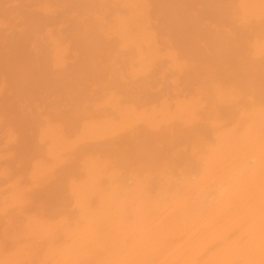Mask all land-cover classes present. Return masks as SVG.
<instances>
[{
	"label": "rangeland",
	"instance_id": "obj_1",
	"mask_svg": "<svg viewBox=\"0 0 264 264\" xmlns=\"http://www.w3.org/2000/svg\"><path fill=\"white\" fill-rule=\"evenodd\" d=\"M117 4L118 0H0V98L9 105L8 114L0 112V251H12L22 242L24 214L40 212V207L44 216H66L71 221L64 220L65 226L71 227L73 222L83 223L77 218L78 208H102L101 191L123 195L136 176H148V188L153 189L156 166L167 161L178 167L176 157L159 155L190 143L188 138L165 135L172 128L167 124L169 113L155 114L159 125L151 128L144 121H129L125 127L85 131V124L121 125L127 108L151 113L167 101L174 111L178 100L195 99L194 120L174 126L180 131L194 127L210 144H217L216 135L241 133L250 113L264 114V69L257 65L264 61V0L151 2L147 25L155 30L153 45L158 55L176 52L177 66L168 58L134 63L136 55L114 33L116 14H124ZM159 6L167 9L159 11ZM31 16L52 20L35 27ZM158 26L169 28L161 31ZM176 38L185 43L183 48L175 45ZM56 40L69 46L58 60L52 53ZM141 90L156 95L141 99ZM49 122L65 143L53 154L47 150L49 134L41 138ZM134 135L139 146L133 144ZM124 142L131 147L116 153L113 148L122 149ZM141 144L143 151L138 150ZM157 149L160 154L154 153ZM145 157L158 161L148 166ZM71 181L87 198L72 194ZM61 228L51 231L53 239L46 232L44 244L55 239L69 243L71 237ZM5 259L0 258V264H7Z\"/></svg>",
	"mask_w": 264,
	"mask_h": 264
},
{
	"label": "bare ground",
	"instance_id": "obj_2",
	"mask_svg": "<svg viewBox=\"0 0 264 264\" xmlns=\"http://www.w3.org/2000/svg\"><path fill=\"white\" fill-rule=\"evenodd\" d=\"M153 1L169 0H118L119 12L124 14H116L114 33L118 34L124 48L134 52L136 65L159 58L170 59L177 66L176 52L158 55L159 49L153 45L155 30L147 25ZM158 9L163 11L167 7L159 6ZM30 19L32 23L36 19L35 27H43L52 20L41 16H31ZM158 28L162 31L169 27ZM181 38H176L175 43L179 49L185 44ZM53 43L52 53L58 60L69 46L58 40ZM74 56L80 59L76 50ZM4 60L9 61L8 58ZM247 61L255 65L254 60ZM257 65L264 69V61L257 62ZM139 93L138 97L145 100L156 95L145 90ZM194 104L195 99L189 102L178 100L175 110L170 111V104L164 101L159 110L152 108L151 113L127 108L121 125L104 121L85 124V131L125 127L129 121L132 124L144 121L151 128L159 125L157 118L153 117L155 114L165 117L169 113L167 124L172 128L166 130L165 135L173 140L190 139V157H186L187 145L178 146L173 152L162 151V154L157 149L154 153L160 154L162 159L176 157L178 167L167 161L158 168L156 166L153 189L148 188L151 182H148V176H136L133 177V186L127 187L123 195L113 190L101 191L102 208L97 212L92 207L78 208L77 218L83 223L73 222L74 227H70V223L69 227L65 226L67 220L66 223L71 221L66 216L57 219L53 215L44 216L41 207L40 212L24 214L22 242L12 251H0V256H7V259L0 258L7 264H264V114L255 110L249 115L250 122L243 124L241 133L232 131L228 135H216L218 143L210 144L202 131L198 132L194 127L180 131L179 126H174L190 124L194 120ZM7 110L6 98H0V112L8 114ZM177 120L179 122L175 123ZM47 134L51 137L47 150L51 154L61 151L65 143L59 139L61 133H53L51 122L42 129L41 138ZM132 137L134 146H139L136 135ZM143 144L139 151H143ZM130 147L129 142H124L122 149L115 147L113 150L120 154ZM142 156L139 159H144ZM149 158L145 157V162L153 166L157 158L154 157L153 162ZM37 171L35 165L34 172ZM90 185L89 188L94 189V184ZM74 186L71 181L72 194L75 192L76 197H86L85 191ZM94 218L100 221L95 222ZM60 224L64 227L61 228ZM57 226L66 230L68 238L71 237L69 243V239L65 240L67 243L57 239L58 242L52 243L55 241L52 236L59 229ZM46 232H50L51 237L49 234L47 237L52 238H48V241L52 240L49 244H44Z\"/></svg>",
	"mask_w": 264,
	"mask_h": 264
}]
</instances>
